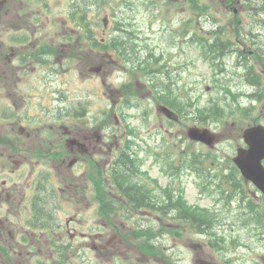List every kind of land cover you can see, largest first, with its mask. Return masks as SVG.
Segmentation results:
<instances>
[{
    "label": "rangeland",
    "instance_id": "1",
    "mask_svg": "<svg viewBox=\"0 0 264 264\" xmlns=\"http://www.w3.org/2000/svg\"><path fill=\"white\" fill-rule=\"evenodd\" d=\"M75 1L79 11L89 0H57L58 8L52 12H58V18L69 24L68 15ZM188 1L189 7L185 0H90V29L93 24H100L95 27L97 32L93 38L106 43L108 33H113V27L117 26L115 21L125 29L123 39L138 51L137 58L144 59L151 53L159 55L158 84L151 89L157 92L158 101L170 100L169 105L178 119L167 122L151 105L149 91V97H145L147 89L143 86L147 80L130 71L133 55L120 60L118 43L110 51L113 60L104 50L91 47L92 43L90 47L94 51L91 52L84 46L86 40L80 33L77 64L75 68L71 65L72 72L63 75L64 95L72 103H79V107L90 101V128L97 130L107 121L114 124V107L110 101H117L118 97L114 94L109 98V91L115 92L123 83L131 91L133 88L138 98L134 96L133 101L125 98V105L120 109L123 125L128 127L127 134H118L110 141L121 145L126 137L133 140L141 161L138 168L142 173L148 169L147 174L157 180L158 198L169 193L180 200L171 204L181 207L182 203L184 208H181L186 209L182 216L189 220L175 215L143 218L148 225L153 221V229L145 232L155 246L154 252L145 251L140 245L141 237L128 233L134 234L135 228L125 231L121 243L117 239L108 250H103L99 246L110 236L93 239L103 230L93 204L96 193L91 184L90 245L79 241L76 264H197L196 259L216 264H264V196L241 178L232 163L236 149L243 146L244 128L251 124L264 126V0H249L242 9L236 4L224 5L222 0ZM234 8L240 9L239 17H234ZM102 19H107L109 29L103 28ZM215 30L221 40L228 37L248 43L253 51L250 58L254 59L248 62L247 70L238 65L235 54H228L218 65L205 55L207 51L198 44L208 42ZM185 31L188 37L183 39ZM246 49L247 46L243 48L241 60ZM65 61L70 63L64 59V66ZM104 63L112 65L111 75L91 72ZM251 82L256 85L252 86ZM260 90L261 97L249 98ZM114 113L117 114L116 109ZM190 127L209 129L217 137L216 145L210 148L189 140ZM105 157V153L95 157L101 169ZM77 172L83 174L84 167ZM102 176L95 170L90 171L95 185H99L96 181ZM191 213L210 227L197 223Z\"/></svg>",
    "mask_w": 264,
    "mask_h": 264
},
{
    "label": "flooded vegetation",
    "instance_id": "2",
    "mask_svg": "<svg viewBox=\"0 0 264 264\" xmlns=\"http://www.w3.org/2000/svg\"><path fill=\"white\" fill-rule=\"evenodd\" d=\"M222 4L242 9L249 0H222ZM56 5L57 0H0V264H76L79 243L90 245L92 170L103 175L99 186L108 215L95 240L110 236L105 244L117 239L121 243L128 228H153V221L148 225L143 218L157 215L159 207L157 180L147 174L148 169L142 173L130 166L141 164L133 140L126 137L121 145L110 141L127 134L120 109L126 96L138 98L133 88L123 83L109 91V98L118 97L110 101L114 124L107 121L97 130L90 128V101L79 107L64 95L63 75L77 64L79 12L75 1L68 24L52 12ZM240 9H232L234 17H239ZM182 34L183 39L188 37L186 31ZM83 35L84 46L93 52L90 29ZM212 35L215 46L220 35L217 30ZM234 43L238 46L244 40ZM105 45V54L113 60L110 51L116 47L110 38ZM64 59L70 63L65 61L64 66ZM144 61L151 63L145 97L150 93L151 105L167 108V122L177 120L170 100L158 101L151 89L158 84L159 55L151 53ZM111 67L104 63L97 69L109 76ZM101 153L107 156L100 159L102 169L94 161ZM82 166L84 173L79 174ZM93 186L97 194V185Z\"/></svg>",
    "mask_w": 264,
    "mask_h": 264
},
{
    "label": "water",
    "instance_id": "3",
    "mask_svg": "<svg viewBox=\"0 0 264 264\" xmlns=\"http://www.w3.org/2000/svg\"><path fill=\"white\" fill-rule=\"evenodd\" d=\"M188 137L196 142L213 146L216 138L207 129L190 128ZM243 139L247 148H238L233 158L242 176L251 181L264 194V127H249L243 132ZM206 264V263H205Z\"/></svg>",
    "mask_w": 264,
    "mask_h": 264
},
{
    "label": "trees",
    "instance_id": "4",
    "mask_svg": "<svg viewBox=\"0 0 264 264\" xmlns=\"http://www.w3.org/2000/svg\"><path fill=\"white\" fill-rule=\"evenodd\" d=\"M162 210V208H160L159 209V211H161ZM178 215H179V217L180 218H182L183 216V210L182 209H180L179 211H178V213H177ZM192 214V216H193V218L196 220V222L198 223H201L203 226H205L206 228H209L210 227V225H207V223H202V222H200L199 220H202L198 215H193V213H191Z\"/></svg>",
    "mask_w": 264,
    "mask_h": 264
}]
</instances>
